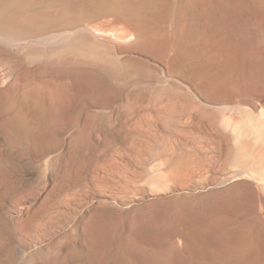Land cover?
<instances>
[{"label": "rangeland", "instance_id": "obj_1", "mask_svg": "<svg viewBox=\"0 0 264 264\" xmlns=\"http://www.w3.org/2000/svg\"><path fill=\"white\" fill-rule=\"evenodd\" d=\"M24 1L0 0V264H76L99 235L114 256L135 218L223 200L215 230L264 263V144L236 130L264 110V0H158L156 48L113 5Z\"/></svg>", "mask_w": 264, "mask_h": 264}, {"label": "bare ground", "instance_id": "obj_2", "mask_svg": "<svg viewBox=\"0 0 264 264\" xmlns=\"http://www.w3.org/2000/svg\"><path fill=\"white\" fill-rule=\"evenodd\" d=\"M157 1L158 0H137L135 3H132L133 1L131 2V0L130 1L129 0H59L58 5H59V9L62 11V13L63 12L67 13V12H71V11L73 12L74 9L76 11V10H78V9H76L77 7L80 8V5L88 4V3H94L96 5V11H101V10L105 9L106 7H110V5H113L115 13L113 12L114 15L112 18L104 19L106 21L105 23L109 24V25L110 24L113 25L112 23L122 21V22H124V25L122 24L123 26L120 29V31L123 33V35L126 34V36H129L132 33H133V35L136 34V37H137L136 39H138V40L140 39V41H142L147 46V48H148V46L150 48L151 47L156 48L157 42H155V41H159V39H160L159 37L161 34L158 31H154L155 29L152 30L151 29L152 27L150 28V25L152 23L149 22V23H151V24H149L146 22V20L153 16L152 12L155 11L154 7H156V9H158V7L160 6V3H159V6L157 7V5H156V4H158ZM162 1H164V0H162ZM24 2L30 3L29 0H25ZM38 2H40V1H38ZM36 3L37 2H35V4ZM44 3H45V1H44ZM163 5H164V3H163ZM54 7H55V5H54ZM88 7H90V5ZM183 9H184V7H183ZM187 9L188 8L186 7V10ZM243 9H244V7H243ZM164 10H165V8H164ZM26 11H28V9L25 10V12ZM89 11H90V9H89ZM226 11H228V10H226ZM157 12H159V9ZM157 12H156V14H158L157 17H159L162 12L160 14ZM58 13H60V12H58ZM21 14L22 13H20V15H17L11 9H8L5 13V15L10 16L12 20L19 18L21 16ZM231 14H233V13H231ZM163 18L164 17H162V19ZM24 19H22L23 20L22 22L19 21L20 23H17V24L11 23L8 26L4 25V28H3L4 33L10 32L11 31L10 28L16 27L17 25L23 29V27H31V26H35L36 24H38L37 22L35 24L34 20H33L34 22H30V21H26ZM101 23H103V21ZM101 23H100V25H102ZM103 26H104V28H106L107 25L105 26L103 23ZM115 27L117 29H119L118 28L119 25L117 26V24H115ZM115 27H114V29H116ZM175 27H177V25ZM106 33H108V32H106ZM163 36H165V34ZM161 37H162V35H161ZM253 48H255V47H253ZM158 49H159V47H158ZM76 50H78V49H76ZM253 50L254 49H252V51ZM76 71H78V70H76ZM250 111H251V109H250ZM257 118H258L257 120L255 118L253 120H249L248 124L237 126L236 130L239 134H243V133L253 134V136H255L256 138L259 137V139H261L262 143L264 144V110H263V108L259 111ZM246 122H247V120H246ZM250 166L252 168L256 167V165L255 166L250 165ZM250 168H247V169L250 170ZM252 168H251L250 172L254 171L255 177H257L259 182L264 187V165L262 164L259 167L257 165V168H255V169L253 168L254 170ZM237 199H238V197H237ZM237 199L235 200V202L237 201L238 204L237 203L236 204L239 205V203L241 201H238ZM220 201H221V199H220ZM215 202L216 201L212 202L210 205H206V207H204V208H198V206H196L197 208L195 209V207H194L195 210L191 211V212L190 211L186 212L184 210V209H186V206L185 207L181 206V205L180 206L179 205H173V206L171 205L172 207H166L165 206V208L163 207V209H157V210L155 209L153 212H150V213L147 212L148 214H145L144 216H142L140 218H137V219L135 218L133 231L130 230L131 232L128 235L126 234V236L116 244L115 249L113 248V252H114V250L116 252V254H114V256L108 254V248H107L108 244L106 242L108 240H105L104 238L98 239L100 236L99 234L102 233V229L100 228L101 224H99L101 222H99V223L93 222L91 224L90 229H91L92 233H94L95 236L96 235H99V236H97V237L94 236L95 239L90 244L88 254L85 256L84 259H82V260L79 259L78 263H76V264H264L262 262L263 261L262 258L260 259V256H258V251L260 250L259 247H258L259 250L252 251L251 247L249 248V245H248L250 243V240L254 241L255 245H258V246L261 245V242H263V241L262 240L260 241V238L258 235H251V233L249 231L242 230V227H241V230L239 228L238 229L239 231L237 230V232L236 231L234 232V230H233L234 233L233 232L229 233L231 231H229V232H227V231L217 232L215 230V228H214L215 223L213 222L214 221L213 220L214 219V213H216L217 211H222L223 209L224 210L228 209L230 206L235 207V204H233L232 199H231L232 203H230L228 201L224 202V200H223V203L221 201L220 204L218 201L216 202L217 204H215ZM172 203H174V202H172ZM183 205H185V204H183ZM168 206H170V204ZM190 207H192V206H190ZM214 211H216V212H214ZM210 218H211V221H208V219H210ZM221 220H222V218H221ZM132 223L133 222H131V224ZM116 224H117V222H116ZM131 224H129V225L131 226ZM223 224H224V222H223ZM229 229H231V228H229ZM106 234H107V232H106ZM91 236L93 237V234ZM103 237H105V236H103ZM162 237L164 240L163 242L161 240ZM232 237L238 238L240 243L237 245L233 244V242H231ZM214 240H216V242L218 243L219 248L216 247V249H215L214 245H212V243H214ZM178 241L180 242L179 244H177ZM207 242H209V243L211 242L210 243L211 246ZM217 243L215 244L216 246H217ZM110 254H111V252H110ZM251 255H253V257ZM234 259H236L237 261L235 262Z\"/></svg>", "mask_w": 264, "mask_h": 264}]
</instances>
